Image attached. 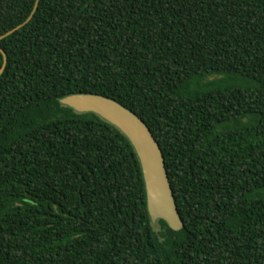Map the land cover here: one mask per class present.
Here are the masks:
<instances>
[{
	"label": "trees",
	"instance_id": "1",
	"mask_svg": "<svg viewBox=\"0 0 264 264\" xmlns=\"http://www.w3.org/2000/svg\"><path fill=\"white\" fill-rule=\"evenodd\" d=\"M36 2L0 0V37ZM0 47V264H264V0H41ZM75 94L145 122L183 230Z\"/></svg>",
	"mask_w": 264,
	"mask_h": 264
},
{
	"label": "water",
	"instance_id": "2",
	"mask_svg": "<svg viewBox=\"0 0 264 264\" xmlns=\"http://www.w3.org/2000/svg\"><path fill=\"white\" fill-rule=\"evenodd\" d=\"M41 0H37L34 11L28 20L0 37L2 40L24 28L33 19ZM4 64L0 78L4 74L8 57L1 49ZM61 104L80 114L92 113L99 116L124 134L134 147L139 158L147 195V206L154 225L165 221L176 232L183 230L184 222L180 216L172 185L166 168L165 158L158 141L145 122L132 111L104 96L95 94H75L61 100Z\"/></svg>",
	"mask_w": 264,
	"mask_h": 264
}]
</instances>
